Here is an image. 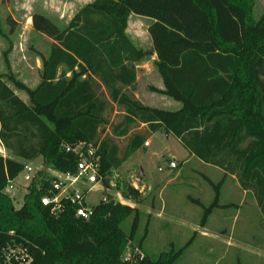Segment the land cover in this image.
<instances>
[{
	"label": "trees",
	"instance_id": "trees-1",
	"mask_svg": "<svg viewBox=\"0 0 264 264\" xmlns=\"http://www.w3.org/2000/svg\"><path fill=\"white\" fill-rule=\"evenodd\" d=\"M253 8L254 0H94L65 27L40 12L32 15L33 29L53 40L40 55L39 83L31 88L10 70L0 73V140L15 157L0 154V255L17 245L31 257L9 264H175L182 254L183 249L148 255L141 243H133L141 211L109 197L92 206L89 219L77 217V205L67 199L52 213L53 204L41 202L52 187L49 180H33L22 207H14L4 189L25 162L42 157L53 170L75 175L73 149L82 142L98 146V176L108 188L109 174L164 130L191 155L224 172L218 184L208 179L216 192L201 226L220 206L228 175L254 192L264 216V13L256 20ZM131 15L152 20L148 33L164 83V89L152 90L180 103L177 110L147 106L132 92L135 64L153 51L137 47L127 35ZM114 105L123 118L113 132L129 136L121 155L115 143L100 140ZM139 125L145 130L131 133ZM127 189L138 196L134 187ZM129 217L127 233L122 223ZM127 249L130 261L124 259Z\"/></svg>",
	"mask_w": 264,
	"mask_h": 264
},
{
	"label": "rangeland",
	"instance_id": "rangeland-1",
	"mask_svg": "<svg viewBox=\"0 0 264 264\" xmlns=\"http://www.w3.org/2000/svg\"><path fill=\"white\" fill-rule=\"evenodd\" d=\"M86 2L87 0H0V72L10 70L13 73L14 70L15 76L35 86L40 79V55L48 53L53 40L33 29L32 15L46 11L52 20L65 27L73 13ZM263 13L264 0H254V18L258 20ZM140 26L142 27L141 24ZM156 75L162 80L158 72ZM149 76L152 77L151 73L146 75ZM146 77L140 79L141 95ZM18 92L27 96L22 91ZM161 98L157 95V99ZM167 99L179 105L171 98ZM157 106L175 110L166 103H159ZM108 118L109 123L101 132L100 140L108 138L117 145L121 155L126 149L129 136L115 134L113 127L122 121L123 111L114 105ZM138 130H145V126L139 125L131 133ZM0 154L14 157L1 140ZM25 163L32 171L28 172L26 169L14 180V193L4 189V193L12 199L17 209L24 204L33 180H49L52 183L53 178H57L60 181L58 176H53L57 172L44 163L42 157ZM40 171L43 175L39 174ZM223 177L224 173L220 168L194 157L178 138L160 130L109 174L108 188L101 180L90 183L85 178L79 179L74 186L78 192L84 194L85 202L90 206L98 204L106 194V198L137 207L141 215L133 243H141L144 251L153 258H157L162 252L183 249L175 264H264V254L257 255L249 251L250 247L264 250V217L246 225L244 211L238 214L236 207L228 205L235 195L233 182L230 179L226 181V177L220 187V206L215 207L207 219L208 226L205 231L209 237L200 235V223L205 209L212 204L216 192L208 179L218 184ZM127 186L137 189L138 196H130ZM71 190L72 187L69 188ZM48 194H51L50 190ZM169 214H175L179 219L172 220ZM223 215H226L225 219ZM131 226L132 217L122 223V228L127 233ZM223 235L241 241L242 247H227L222 243Z\"/></svg>",
	"mask_w": 264,
	"mask_h": 264
},
{
	"label": "crops",
	"instance_id": "crops-1",
	"mask_svg": "<svg viewBox=\"0 0 264 264\" xmlns=\"http://www.w3.org/2000/svg\"><path fill=\"white\" fill-rule=\"evenodd\" d=\"M43 1H45V0H43ZM74 1H76V0H74ZM93 1L94 0H87L85 5L88 3H91ZM42 12L45 15L49 16V14L46 13V11H42ZM42 12H40V13H42ZM76 12L73 13L71 18L76 14ZM54 16H58V15H54ZM151 21L152 20L150 18L131 15L129 18L128 27H127V35L129 36L131 41L137 47L143 48L144 50H147V51H153L151 38H150V35L148 33V27H149ZM140 24L142 25V27L140 26L142 29H140V27H139ZM14 49L16 51V47ZM156 60H157V54H156V52L153 51V52H151V54L149 56H147L142 61L137 62L135 64L136 69H137L136 86L132 92L137 99H139L143 104H145L147 106L161 108L160 106H157V105H159V103H164V104L166 103V105L173 106L175 108V110H177L180 108V103H179V105L177 103H173L172 101H169V99H167L168 96H166L160 92L152 90V88H156L159 91L164 89L163 80L158 79V76L156 75V72H158L156 67H155V61ZM11 68H12V66H11ZM40 68H39V70H40ZM12 70H13V68H12ZM0 73H5V71H1ZM13 73H15L14 70H13ZM150 73H151L152 77H150V76L146 77V75L150 74ZM69 75H70V73H68V76ZM141 77H146L144 89L142 91L143 96L140 94V87H139ZM16 78L23 81L25 84H27L31 88L36 87L40 81V79H38L39 80L38 83L35 86H31L25 79H22L21 77H16ZM16 93L18 95H20L24 100H27V96L25 97L24 95L20 94L18 91H16ZM157 95L161 96L163 99L162 98H161V100L157 99ZM28 162H31V161H28ZM229 179L233 182L232 183L234 185L233 194L235 195L233 200L232 199L229 200V202H228L229 207H236L238 209V214L239 213L241 214V211H244V218L243 219H244L246 225L255 223V221L257 219H261L262 217H264L262 214V211H261V207H260V205L256 199L254 192L252 190L243 189L235 175H228L226 177V181H229ZM236 194H237V196H236ZM128 205L133 206L132 204H129V203H128ZM168 216L172 220L179 219L177 216H175V214H169ZM223 218L225 219L226 215L225 216L223 215ZM207 223H208V221L206 222V225L204 227L201 226V223H200V226L202 229L200 235L203 237H209V234H207V231H205V230H207V226H208ZM222 241H223L222 243L226 244L227 247H233V245H239L240 247H242V245H241L242 242L238 241L237 239L235 240L234 237L230 239V238H227L226 236H224ZM238 249H239V247H238ZM249 251L251 253L253 252V254L255 252V253H257V255L264 254V250H261V248H258V247H250Z\"/></svg>",
	"mask_w": 264,
	"mask_h": 264
},
{
	"label": "built area",
	"instance_id": "built-area-1",
	"mask_svg": "<svg viewBox=\"0 0 264 264\" xmlns=\"http://www.w3.org/2000/svg\"><path fill=\"white\" fill-rule=\"evenodd\" d=\"M68 151L71 149L68 147ZM73 151L78 155L77 162V173L75 175L71 174H62L57 172L56 175L60 178L52 183L51 194H45L41 198V202L43 205H51L53 207L51 209L52 213L57 214L62 209V199L70 200L72 204L77 205L76 208V216L84 219H89L93 214V207L88 205L85 202V196L83 193H80L75 188V183L81 179L85 178L90 183H95L99 181L98 171L100 168V155L98 154V146H94L91 143L82 142L78 144ZM28 172L32 171L31 167L26 165L25 170ZM72 187V190L69 191V188ZM8 192L14 193L15 186L14 180H9L6 188ZM136 253L142 258L144 254L140 249H136ZM0 259H3L5 263H10L12 259L21 261V262H29L31 257L27 252V249L22 246L12 245L8 248H4L2 250V254L0 255ZM124 259L126 261H130L132 259V251L131 249H127L124 253Z\"/></svg>",
	"mask_w": 264,
	"mask_h": 264
},
{
	"label": "water",
	"instance_id": "water-1",
	"mask_svg": "<svg viewBox=\"0 0 264 264\" xmlns=\"http://www.w3.org/2000/svg\"><path fill=\"white\" fill-rule=\"evenodd\" d=\"M103 198L106 199V194H104V197Z\"/></svg>",
	"mask_w": 264,
	"mask_h": 264
}]
</instances>
